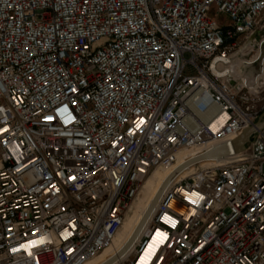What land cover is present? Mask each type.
<instances>
[{"label": "built area", "instance_id": "built-area-1", "mask_svg": "<svg viewBox=\"0 0 264 264\" xmlns=\"http://www.w3.org/2000/svg\"><path fill=\"white\" fill-rule=\"evenodd\" d=\"M249 128L103 264H264V0H0V264H85L152 170Z\"/></svg>", "mask_w": 264, "mask_h": 264}, {"label": "rangeland", "instance_id": "rangeland-1", "mask_svg": "<svg viewBox=\"0 0 264 264\" xmlns=\"http://www.w3.org/2000/svg\"><path fill=\"white\" fill-rule=\"evenodd\" d=\"M214 11H215V7L212 8V13ZM216 17L218 18L219 22H221V23L229 21V19L224 14L218 15ZM197 157H198L197 155H195V156L192 155V159H186V160H184L183 163H181L180 165H177L175 167V169L169 174L168 181L172 182V181L176 180L181 175H185V174L189 175L194 170H196L198 167L206 166L207 164H209V163L202 164V161H201L202 159H207V157H203V155L199 158H197ZM193 158H195V159H193ZM177 162H178V160H177ZM167 169L168 168L157 167L154 170H152V172L145 178V180L142 184L141 190H140L138 196L133 200L131 207H130L128 214H127V216H128L133 211V209H132L133 206L134 207L136 206L134 209V213L132 214V218L131 217L128 218L127 222L122 226L120 232L118 233L113 252H115L117 250L124 251L128 245L127 243L129 241V239L137 234L136 231L138 229V227H137L138 221H137V218L135 217V213L140 206V204H137V203L140 201L141 198H143V196H144L143 194H144L145 190L147 189L146 187L148 185L150 186L152 184H155V188H154L153 194L151 196H148V209L147 210L149 212H152V210L154 209L156 201L158 200L160 193H161L160 186L164 184V182L162 180H159V179L167 171ZM151 177L152 178L158 177L159 179L157 178L156 181L150 180L147 183V181ZM127 216H126V218H127ZM112 255L113 254L111 252H109L104 257V259L107 260V258H110Z\"/></svg>", "mask_w": 264, "mask_h": 264}, {"label": "bare ground", "instance_id": "bare-ground-1", "mask_svg": "<svg viewBox=\"0 0 264 264\" xmlns=\"http://www.w3.org/2000/svg\"><path fill=\"white\" fill-rule=\"evenodd\" d=\"M198 152L199 151L197 149H190V150L189 149H184V150H181L179 152V154H178V162L175 163L171 168H168L167 171L162 175V177L160 179L157 177L159 180H162L164 182V184L160 186V190H161L160 196H161V194H162V192H163V190H164V188L166 187L167 184L169 185L170 183H172L174 181H177L180 178L185 177V176L188 175V174L181 175L176 180H174L172 182H169L168 181L169 174L175 169V167L177 165H180L181 163H183L184 160H186V159H192V155H194V156L197 155L198 156L197 158L201 157L202 154H199ZM193 159H195V158H193ZM201 161H202V164H207V163L211 162V160L209 158L202 159ZM151 178L147 181V183L150 180L156 181V179H157L156 177H154L152 179ZM146 188L147 189L145 190V192L143 194L144 195L143 198H141L140 201L137 203V204H140V206H139V208L137 209V211L135 213V217L137 218V221H138V224H137L138 229L136 231L137 234L135 236H133L132 238L129 239V241L127 243L128 245H127L126 249L124 251L117 250V251L113 252L114 251L115 242H116V239H117V236H118V233L120 232V230L122 228L121 227L120 230L118 231L117 235L115 236L112 245L109 246L108 248H106L100 255L94 257L93 259L88 260L85 264H103L105 262H108L109 260H114L115 258L119 257L121 254L127 256L132 251V248L135 246V243L139 240L140 236L144 232L145 226H146V223H147V220H148V217L151 214V212H149L147 210L148 209V196H151L153 194L154 188H155V184H152L150 186L148 185ZM160 196H159V198H160ZM159 198H158V200H159ZM158 200L156 201L155 206L157 205ZM135 207L133 206V208H132L133 211L127 216V218L125 219L123 225L127 222V220H128L129 217L132 218V214L134 213ZM153 242H154V240H151V241H148L145 244L143 250L141 251V254L143 253L142 258L149 251H151V252L156 251V249H157V247H158L159 244H153ZM109 252H111L113 255L110 258H107V260L104 259V257Z\"/></svg>", "mask_w": 264, "mask_h": 264}, {"label": "water", "instance_id": "water-1", "mask_svg": "<svg viewBox=\"0 0 264 264\" xmlns=\"http://www.w3.org/2000/svg\"><path fill=\"white\" fill-rule=\"evenodd\" d=\"M261 127H263V125H261ZM253 130H254L253 128H249L245 130L244 133L234 141L233 145L231 144V145L219 146L214 150L210 151L209 153L204 154L203 157H207V158L218 157L227 154L229 152L243 150L245 147V143L249 141Z\"/></svg>", "mask_w": 264, "mask_h": 264}]
</instances>
